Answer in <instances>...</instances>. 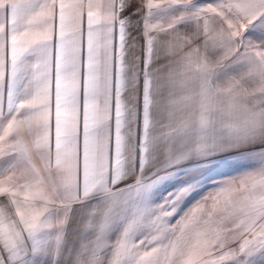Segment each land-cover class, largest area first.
<instances>
[{
  "label": "snow or ice",
  "instance_id": "1",
  "mask_svg": "<svg viewBox=\"0 0 264 264\" xmlns=\"http://www.w3.org/2000/svg\"><path fill=\"white\" fill-rule=\"evenodd\" d=\"M0 198V264H264V0H0Z\"/></svg>",
  "mask_w": 264,
  "mask_h": 264
},
{
  "label": "rangeland",
  "instance_id": "2",
  "mask_svg": "<svg viewBox=\"0 0 264 264\" xmlns=\"http://www.w3.org/2000/svg\"><path fill=\"white\" fill-rule=\"evenodd\" d=\"M198 2H201V3H210V2H212V0H198ZM256 167H258V165L255 164V163H252V164H249L248 165V168H241V169H239V172H233L232 174L233 175H237V174L243 173L244 171H247L249 169L256 168Z\"/></svg>",
  "mask_w": 264,
  "mask_h": 264
},
{
  "label": "crops",
  "instance_id": "3",
  "mask_svg": "<svg viewBox=\"0 0 264 264\" xmlns=\"http://www.w3.org/2000/svg\"><path fill=\"white\" fill-rule=\"evenodd\" d=\"M181 95H183V93L180 92V91L178 90V91H177V97H179V96H181ZM0 199H2V198H0Z\"/></svg>",
  "mask_w": 264,
  "mask_h": 264
}]
</instances>
